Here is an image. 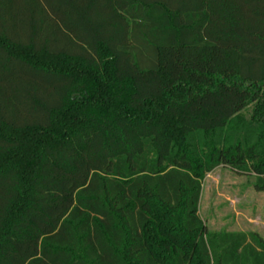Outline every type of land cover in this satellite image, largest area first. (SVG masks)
<instances>
[{
	"label": "trees",
	"instance_id": "obj_1",
	"mask_svg": "<svg viewBox=\"0 0 264 264\" xmlns=\"http://www.w3.org/2000/svg\"><path fill=\"white\" fill-rule=\"evenodd\" d=\"M220 165L264 192V0H0V264H264Z\"/></svg>",
	"mask_w": 264,
	"mask_h": 264
},
{
	"label": "rangeland",
	"instance_id": "obj_2",
	"mask_svg": "<svg viewBox=\"0 0 264 264\" xmlns=\"http://www.w3.org/2000/svg\"><path fill=\"white\" fill-rule=\"evenodd\" d=\"M252 106L245 110L248 116ZM255 176L220 165L203 181L199 214L211 232L257 233L264 238V192Z\"/></svg>",
	"mask_w": 264,
	"mask_h": 264
}]
</instances>
